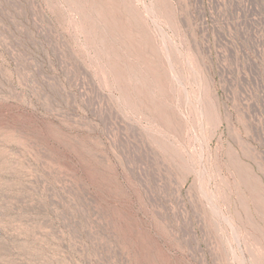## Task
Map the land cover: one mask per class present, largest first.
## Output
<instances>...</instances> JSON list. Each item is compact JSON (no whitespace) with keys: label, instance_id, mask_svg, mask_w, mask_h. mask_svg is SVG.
Returning <instances> with one entry per match:
<instances>
[{"label":"rangeland","instance_id":"374dc122","mask_svg":"<svg viewBox=\"0 0 264 264\" xmlns=\"http://www.w3.org/2000/svg\"><path fill=\"white\" fill-rule=\"evenodd\" d=\"M0 264H264V0H0Z\"/></svg>","mask_w":264,"mask_h":264}]
</instances>
